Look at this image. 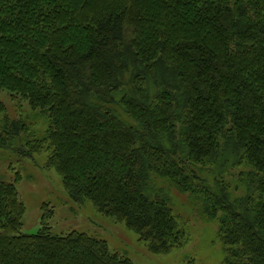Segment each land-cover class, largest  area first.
I'll list each match as a JSON object with an SVG mask.
<instances>
[{
  "label": "trees",
  "instance_id": "trees-1",
  "mask_svg": "<svg viewBox=\"0 0 264 264\" xmlns=\"http://www.w3.org/2000/svg\"><path fill=\"white\" fill-rule=\"evenodd\" d=\"M0 150L46 153L67 197L167 254L186 242L169 188L216 223L221 264H264V0H0ZM0 182V264H132L103 240L21 232ZM191 264V262L189 263Z\"/></svg>",
  "mask_w": 264,
  "mask_h": 264
},
{
  "label": "rangeland",
  "instance_id": "rangeland-1",
  "mask_svg": "<svg viewBox=\"0 0 264 264\" xmlns=\"http://www.w3.org/2000/svg\"><path fill=\"white\" fill-rule=\"evenodd\" d=\"M0 100L5 113L12 120H22L38 139L43 138L47 121L32 111L21 98L1 92ZM46 153L39 152L24 158L0 150V182L15 185L23 205L20 218L21 232L35 234L44 225L54 235L71 232L84 233L103 240L111 253L118 254L132 264H221L223 255L216 237V223H205L193 212L187 197L163 182L159 187L168 189L171 208L179 225L185 231L186 242L167 254L151 253L146 243L127 229L124 224L99 214L86 202L77 205L64 191L60 176L45 167Z\"/></svg>",
  "mask_w": 264,
  "mask_h": 264
}]
</instances>
